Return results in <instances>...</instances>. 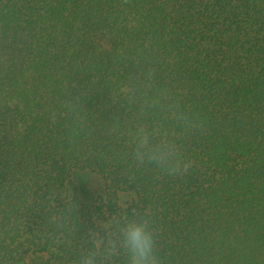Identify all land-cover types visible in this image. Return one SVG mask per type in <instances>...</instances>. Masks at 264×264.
<instances>
[{
    "label": "trees",
    "instance_id": "obj_1",
    "mask_svg": "<svg viewBox=\"0 0 264 264\" xmlns=\"http://www.w3.org/2000/svg\"><path fill=\"white\" fill-rule=\"evenodd\" d=\"M162 91L184 124L141 111ZM138 122L187 170L137 165ZM145 211L161 264H264V0H0V264H77Z\"/></svg>",
    "mask_w": 264,
    "mask_h": 264
},
{
    "label": "clouds",
    "instance_id": "obj_2",
    "mask_svg": "<svg viewBox=\"0 0 264 264\" xmlns=\"http://www.w3.org/2000/svg\"><path fill=\"white\" fill-rule=\"evenodd\" d=\"M151 77L149 73L148 79ZM167 96L164 91L154 97L146 96L141 111L166 110L178 124H184L186 117L175 111L174 106L164 103ZM127 135L132 147L131 156L137 165L155 164L169 175H179L187 170L181 148L163 124L138 122ZM153 224L147 211L136 213L133 218L101 222L97 229L88 231L90 247L81 251L77 264H110L112 257L121 252L126 256L127 264H161L156 243L158 229Z\"/></svg>",
    "mask_w": 264,
    "mask_h": 264
},
{
    "label": "rangeland",
    "instance_id": "obj_3",
    "mask_svg": "<svg viewBox=\"0 0 264 264\" xmlns=\"http://www.w3.org/2000/svg\"><path fill=\"white\" fill-rule=\"evenodd\" d=\"M78 184L83 192L87 195L96 194L100 191L101 182L98 176L91 172L83 171L77 179Z\"/></svg>",
    "mask_w": 264,
    "mask_h": 264
}]
</instances>
